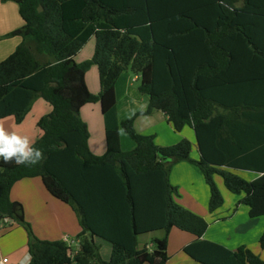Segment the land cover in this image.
<instances>
[{"label":"trees","instance_id":"obj_1","mask_svg":"<svg viewBox=\"0 0 264 264\" xmlns=\"http://www.w3.org/2000/svg\"><path fill=\"white\" fill-rule=\"evenodd\" d=\"M7 1L17 4L23 25L0 36L21 38L0 62V120L20 124L37 98L52 108L36 124L41 135L35 146L45 160L32 167L0 161V225L8 219L25 229L30 264H167L171 228L194 237L183 252L195 264H264L248 248L232 251L202 239L206 221L173 201L169 182L171 166L188 162L209 188L210 211L223 204L218 175L227 191L242 194L249 218L264 217V102L262 89L252 86L264 71V0H1ZM91 38V58L77 62ZM92 65L97 95L85 80ZM128 67L148 104L119 121L115 85ZM93 103H100L103 118L101 156L90 152L80 118L81 108ZM154 110L175 132L194 131L197 160L187 139L161 147L154 135L135 131V118ZM120 131L132 150L121 149ZM229 169L261 175L247 181ZM35 177L78 216L73 257L65 242L36 238L22 205L9 197L14 183ZM157 230L164 235L151 241L154 249H139L138 236ZM92 236L111 244L107 261ZM258 245L264 251V229Z\"/></svg>","mask_w":264,"mask_h":264},{"label":"crops","instance_id":"obj_2","mask_svg":"<svg viewBox=\"0 0 264 264\" xmlns=\"http://www.w3.org/2000/svg\"><path fill=\"white\" fill-rule=\"evenodd\" d=\"M22 25L23 21L18 13L17 4L11 1L1 2L0 0V36ZM20 42L21 38L18 36L0 40V48L2 49L0 51V62L9 56ZM76 61L81 62L77 58ZM259 71V74L263 72L261 77H259L261 79L253 81L252 86L262 89L258 97L259 102H264V71L261 69ZM253 76L256 78V75ZM137 79L138 76H134V80ZM115 97L119 121L147 108V97L140 94L137 88L136 90L132 88L131 84L127 82V78L123 80L120 78L119 82H116ZM40 100L43 99L37 98L32 102L28 114L20 124H16L12 117L1 119L0 124L10 132L27 136L35 141L41 135V131L36 125L37 120L41 116L49 114L52 110L47 102L44 100L41 102ZM253 100L256 103V98H253ZM95 109L101 113L100 103L83 106L80 110V118L86 123L89 131L88 147L90 152L101 156L106 151L104 125L101 117L102 113L99 118L97 116L94 119L90 117ZM31 113H33L32 117ZM30 117L31 119L29 120ZM245 121L246 118L243 123ZM249 126L256 127L253 120ZM134 129L140 134L154 135L155 144L161 147L171 146L181 139H187L192 144L190 157L194 160L199 158L194 131L190 127L188 129L184 127L181 132H175L167 122L165 115L160 111L154 110L149 115L136 117ZM123 134L120 131L121 149L124 151L132 150L134 148L133 142L131 144ZM123 143H125V148L122 147ZM197 169L195 165L188 162H178L171 166L169 182L176 190L172 197L173 201L206 221L208 227L202 239L217 243L232 251L245 247L257 254L260 250L257 245L258 239L264 229V217L249 218L247 208H243L242 204L236 207L237 211L231 212L236 197L231 196L227 192L221 177L218 175H214V182L221 192L223 204L216 210L210 211L208 209L209 189L201 178L202 174L200 176ZM229 171L247 181H252L261 175L257 172L242 169H229ZM9 197L12 201L19 202L22 205L24 220L29 224L36 238L79 244L80 240L77 239V235L81 232V227L77 214L69 205L51 196L43 186L40 178H26L17 181L12 185ZM238 200L240 201L241 199L239 198ZM7 224L8 227L0 225V255L8 259V264H22L24 258L28 255L26 231L21 225L16 223ZM153 234L152 232L138 236V248L146 247L151 251L153 245L149 240L156 238ZM91 240L98 248L100 258L107 261L110 258L111 244L97 236H92ZM193 240L194 237L191 234L171 228L167 233V255L169 258L167 264H175L174 261L176 260H178L177 264H195L183 252L184 246ZM257 248L258 252H256Z\"/></svg>","mask_w":264,"mask_h":264},{"label":"clouds","instance_id":"obj_3","mask_svg":"<svg viewBox=\"0 0 264 264\" xmlns=\"http://www.w3.org/2000/svg\"><path fill=\"white\" fill-rule=\"evenodd\" d=\"M35 143L29 137L10 132L0 124V161L3 164L32 167L42 163L45 155ZM31 260L29 254L22 264H30Z\"/></svg>","mask_w":264,"mask_h":264},{"label":"rangeland","instance_id":"obj_4","mask_svg":"<svg viewBox=\"0 0 264 264\" xmlns=\"http://www.w3.org/2000/svg\"><path fill=\"white\" fill-rule=\"evenodd\" d=\"M10 38V37H9ZM93 49H94V39L91 38L89 39L86 44L81 48L80 52L77 54V60L78 61H84V60H87L89 58H91L92 54H93ZM2 49L0 48V51ZM134 76L135 74L131 71V69L128 67L126 68L122 73L121 75L119 76L117 82H119L120 78L121 80L127 78V82L131 84V87L134 88L136 90L137 86H138V79L137 80H134ZM86 80H87V84H88V87H89V90L92 94H95L97 95L98 92H99V79H98V71H97V68L96 66L92 65L89 67V69L87 70L86 72ZM41 102H43V100H40ZM33 113H31V117H32ZM101 113L100 111H97V109L94 110V113H91L90 117H92L94 119L95 116H97L98 118L100 117ZM31 117L29 118V120L31 119ZM102 117V116H101ZM29 122V121H27ZM26 122V124H27ZM186 129H188V127L185 126ZM30 130V129H29ZM123 136L132 144V141L131 139H129V137H127V135H124ZM122 147L125 148V143H123ZM130 150V149H129ZM129 150H126V151H129ZM124 151V150H123ZM193 154V153H192ZM197 172L200 174L201 176V172H199V170L197 169ZM203 182L205 183L204 181V178L201 176ZM206 184V183H205ZM217 186V185H216ZM208 187V186H207ZM218 188V187H217ZM209 189V188H208ZM219 190V188H218ZM220 192V191H219ZM231 196H234L236 197V200H235V203L233 204L232 206V210L231 212L235 211L236 210V207H238L239 205H241L240 201L238 200L239 198L241 199L242 197V194H233L229 191H227ZM221 193V192H220ZM222 196V195H221ZM238 198V199H237ZM243 208H245L246 206L242 205ZM247 208V207H246ZM237 211V210H236ZM230 212V213H231ZM252 219V218H251ZM5 227H8V225H4ZM5 232V231H4ZM156 232V233H155ZM154 236L156 238H161L163 236V231L162 230H157V231H154L153 232ZM149 234V233H148ZM155 238V239H156ZM153 240V239H152ZM152 240H149V241H152ZM258 245V244H257ZM259 246V245H258ZM154 249V247L152 248ZM260 249V247H259ZM250 251H252L251 249H249ZM261 250V249H260ZM258 252V248H257V251L258 252L257 254H255L253 251V253L255 255H259L258 257L264 261V251H260ZM263 254V255H262ZM178 260L174 261L175 264H177Z\"/></svg>","mask_w":264,"mask_h":264},{"label":"built area","instance_id":"obj_5","mask_svg":"<svg viewBox=\"0 0 264 264\" xmlns=\"http://www.w3.org/2000/svg\"><path fill=\"white\" fill-rule=\"evenodd\" d=\"M3 223L7 224L10 222L8 221V219H4ZM66 244L70 247V255H71V257H73L78 250L79 244L76 245V244H73L72 242L71 243L67 242ZM0 264H8V259L6 257H3L0 255Z\"/></svg>","mask_w":264,"mask_h":264}]
</instances>
